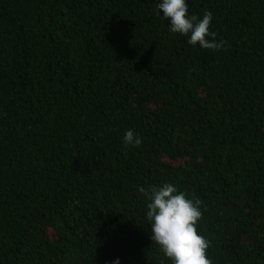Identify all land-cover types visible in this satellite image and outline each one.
<instances>
[{
	"label": "trees",
	"instance_id": "1",
	"mask_svg": "<svg viewBox=\"0 0 264 264\" xmlns=\"http://www.w3.org/2000/svg\"><path fill=\"white\" fill-rule=\"evenodd\" d=\"M157 2L0 0V264H170L138 191L163 183L212 264H264V0H187L217 51Z\"/></svg>",
	"mask_w": 264,
	"mask_h": 264
},
{
	"label": "clouds",
	"instance_id": "2",
	"mask_svg": "<svg viewBox=\"0 0 264 264\" xmlns=\"http://www.w3.org/2000/svg\"><path fill=\"white\" fill-rule=\"evenodd\" d=\"M156 7L157 15L168 22L169 31L186 36L189 45L213 51L224 47L225 41H217L216 33L210 30L211 11H205L202 17L189 14L187 0H158ZM143 139L128 129L123 143L138 148ZM138 191L148 201L146 217L150 221V239L170 264H212L207 255L210 241L197 230L203 205L199 197H190L172 183L140 186ZM111 264H120L119 258Z\"/></svg>",
	"mask_w": 264,
	"mask_h": 264
}]
</instances>
